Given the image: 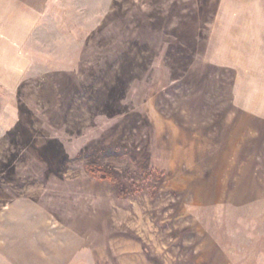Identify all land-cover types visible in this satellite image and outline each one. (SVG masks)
<instances>
[{
	"label": "rangeland",
	"instance_id": "rangeland-1",
	"mask_svg": "<svg viewBox=\"0 0 264 264\" xmlns=\"http://www.w3.org/2000/svg\"><path fill=\"white\" fill-rule=\"evenodd\" d=\"M27 1L0 264H264V0Z\"/></svg>",
	"mask_w": 264,
	"mask_h": 264
},
{
	"label": "crops",
	"instance_id": "crops-1",
	"mask_svg": "<svg viewBox=\"0 0 264 264\" xmlns=\"http://www.w3.org/2000/svg\"><path fill=\"white\" fill-rule=\"evenodd\" d=\"M39 18L27 0H0V86L17 89L31 67L26 45Z\"/></svg>",
	"mask_w": 264,
	"mask_h": 264
}]
</instances>
